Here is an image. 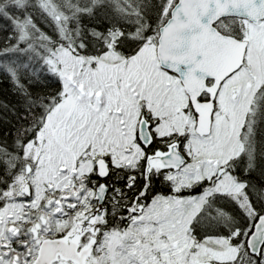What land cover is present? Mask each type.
Instances as JSON below:
<instances>
[{
    "label": "snow or ice",
    "instance_id": "obj_1",
    "mask_svg": "<svg viewBox=\"0 0 264 264\" xmlns=\"http://www.w3.org/2000/svg\"><path fill=\"white\" fill-rule=\"evenodd\" d=\"M0 264H264V0H0Z\"/></svg>",
    "mask_w": 264,
    "mask_h": 264
}]
</instances>
